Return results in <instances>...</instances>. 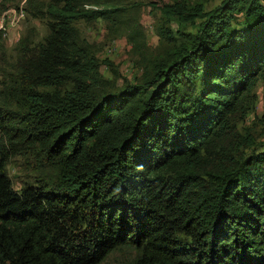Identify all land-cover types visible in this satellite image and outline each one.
<instances>
[{"label": "trees", "instance_id": "trees-1", "mask_svg": "<svg viewBox=\"0 0 264 264\" xmlns=\"http://www.w3.org/2000/svg\"><path fill=\"white\" fill-rule=\"evenodd\" d=\"M49 4L1 81L0 264H264V143L228 123L264 67V0L163 4L158 54L124 0ZM78 19L124 28L134 80L104 76ZM26 152L54 173L15 188Z\"/></svg>", "mask_w": 264, "mask_h": 264}, {"label": "rangeland", "instance_id": "rangeland-1", "mask_svg": "<svg viewBox=\"0 0 264 264\" xmlns=\"http://www.w3.org/2000/svg\"><path fill=\"white\" fill-rule=\"evenodd\" d=\"M173 0H124L131 9L130 16L139 22V28L144 36L145 48L148 54H158L162 49V42L157 32L160 23V7ZM207 8L215 6L220 0H202ZM49 0H0V89L1 81L5 78L7 70H11L21 50V43L27 44L31 49L38 45L47 34L46 13ZM240 20V16H238ZM79 37L92 43L96 56L99 59L101 72L105 77L113 79L110 61L117 69L120 77L134 80L139 74V56L128 42L124 28L113 30L112 24L102 19L86 21L78 19L74 22ZM174 28V25L171 26ZM229 124L237 126L240 135L246 133L254 137L257 147L264 143V67L250 83L244 94V100L237 112L229 115ZM244 151V147L240 150ZM8 174L15 188L25 182H32L41 176L43 171L53 174L50 169L40 161L35 153L26 152L16 154L7 166ZM46 173V172H45ZM129 257L121 250H115L100 264H123Z\"/></svg>", "mask_w": 264, "mask_h": 264}]
</instances>
